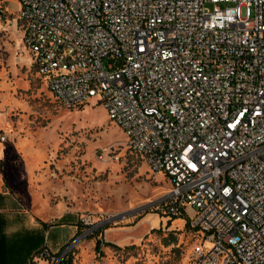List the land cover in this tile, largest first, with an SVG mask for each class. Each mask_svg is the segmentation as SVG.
Here are the masks:
<instances>
[{
  "label": "built area",
  "instance_id": "1",
  "mask_svg": "<svg viewBox=\"0 0 264 264\" xmlns=\"http://www.w3.org/2000/svg\"><path fill=\"white\" fill-rule=\"evenodd\" d=\"M18 1L55 100L101 105L163 174L148 208L187 219L195 264H264V0ZM110 219L80 215V232L30 264H65Z\"/></svg>",
  "mask_w": 264,
  "mask_h": 264
},
{
  "label": "rangeland",
  "instance_id": "2",
  "mask_svg": "<svg viewBox=\"0 0 264 264\" xmlns=\"http://www.w3.org/2000/svg\"><path fill=\"white\" fill-rule=\"evenodd\" d=\"M23 37L20 21L12 31H0V75L10 79L16 97L27 104L8 116L31 120L34 133L47 134V141L37 142L46 151L43 162L41 152L35 157L47 171L55 203L93 220L111 218L99 228L101 236L95 232L77 245L68 259L71 264H195L192 249L199 238L185 226L187 219L176 217L184 222L175 227L172 217L148 208L169 190L163 174L151 171L126 147L124 133L101 105H60L37 73ZM72 233L70 226L56 225L49 240L60 245Z\"/></svg>",
  "mask_w": 264,
  "mask_h": 264
},
{
  "label": "crops",
  "instance_id": "3",
  "mask_svg": "<svg viewBox=\"0 0 264 264\" xmlns=\"http://www.w3.org/2000/svg\"><path fill=\"white\" fill-rule=\"evenodd\" d=\"M18 10V0H0V31L10 32L18 25ZM12 88L10 79L0 75V132L7 137L0 143V264H30L39 249L45 246L57 252L82 226L78 214L54 202L47 171L36 161L37 151L43 154L42 162L46 156L44 146L37 142L47 141V134L34 133L31 120L8 116L13 109L27 108ZM150 219L159 224L158 219ZM180 219H174L172 225L177 227ZM56 225L73 230L60 245L49 240V230Z\"/></svg>",
  "mask_w": 264,
  "mask_h": 264
},
{
  "label": "trees",
  "instance_id": "4",
  "mask_svg": "<svg viewBox=\"0 0 264 264\" xmlns=\"http://www.w3.org/2000/svg\"><path fill=\"white\" fill-rule=\"evenodd\" d=\"M172 219H176V217H172ZM167 225H169V224H167ZM185 226H188V222L185 223ZM111 247H116V246H111ZM99 249H100V243H99V241H96L95 245H94V251L98 252ZM66 262H67L66 264H71L70 260H68Z\"/></svg>",
  "mask_w": 264,
  "mask_h": 264
}]
</instances>
